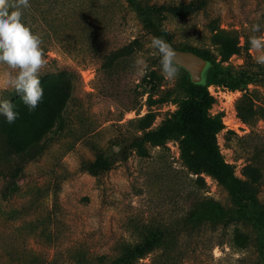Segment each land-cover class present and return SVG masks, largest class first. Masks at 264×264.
<instances>
[{"label": "rangeland", "instance_id": "obj_1", "mask_svg": "<svg viewBox=\"0 0 264 264\" xmlns=\"http://www.w3.org/2000/svg\"><path fill=\"white\" fill-rule=\"evenodd\" d=\"M207 1L187 16L164 14L172 43L222 66L256 62L247 41L252 24L264 35V0ZM29 2L22 23L42 39L44 96L29 112L21 93L0 90L19 114L12 124L0 115V264H256V230L244 220L212 222L209 203L235 208V201L215 179L185 167L177 141L145 143L100 177L80 169L94 146L105 151L116 138L154 130L187 98L185 82L164 79L153 36L126 0ZM222 31L231 32L238 53L222 52ZM138 52L148 64L143 76ZM54 87L69 97L50 129ZM207 90L208 114L224 125L220 153L264 203V84ZM146 243L150 250L127 256Z\"/></svg>", "mask_w": 264, "mask_h": 264}, {"label": "trees", "instance_id": "obj_2", "mask_svg": "<svg viewBox=\"0 0 264 264\" xmlns=\"http://www.w3.org/2000/svg\"><path fill=\"white\" fill-rule=\"evenodd\" d=\"M126 2L136 18L149 30L152 36H165L171 42V36L165 32L162 26L164 14L183 17L204 10L208 5L207 0H191L178 5H154L143 0H126ZM222 32L224 34L220 44L222 52L225 54L238 53L240 51L238 42L230 43L227 40L231 32ZM174 46L181 50L192 51L208 62L202 82L192 83L187 73L174 64L178 70L176 78L187 85V98L182 106L170 117L164 119L154 130L138 136L129 135L116 138L113 141L116 149L110 146L104 151L94 146V158L81 161L80 169L91 176L100 177L115 164L125 162L132 150L143 152L145 143L157 145L166 140L177 141L185 167L193 174L205 173L215 179L226 187L235 201V208H224L214 201L209 203L206 210L212 222L227 224L228 221H248L256 230L258 253L256 264H264V203L257 198L255 187L234 175L231 165L224 160L220 153L216 136L224 125L219 118L208 114L213 98L207 90V86L212 84L226 85L235 89L243 87L247 82L264 84V65L249 62L238 68L222 66L204 52L191 47L175 44ZM68 97L69 94L62 93L55 87L50 89V129L54 124L53 117L62 114ZM3 128V125L0 124V132ZM2 158L5 159L4 156ZM151 248L149 243L136 246L128 251L127 256L139 257ZM121 263L117 259L116 264Z\"/></svg>", "mask_w": 264, "mask_h": 264}, {"label": "clouds", "instance_id": "obj_3", "mask_svg": "<svg viewBox=\"0 0 264 264\" xmlns=\"http://www.w3.org/2000/svg\"><path fill=\"white\" fill-rule=\"evenodd\" d=\"M29 0H0V90L12 89L21 93V101L29 112L35 111L43 100L44 89L38 79L42 69L46 67L42 39L22 23L23 10L30 8ZM260 24H252L247 43L255 54V61L264 65V35ZM149 47L154 56L160 57L161 74L165 80L172 81L178 75L174 66L173 52L167 42L161 37L153 36ZM135 64L138 75L143 76L148 69L143 53H137ZM0 115L8 124L18 118L14 104L0 100Z\"/></svg>", "mask_w": 264, "mask_h": 264}, {"label": "water", "instance_id": "obj_4", "mask_svg": "<svg viewBox=\"0 0 264 264\" xmlns=\"http://www.w3.org/2000/svg\"><path fill=\"white\" fill-rule=\"evenodd\" d=\"M161 38L170 46L174 56V64L187 73L192 83L202 82L208 62L192 51L178 49L165 36Z\"/></svg>", "mask_w": 264, "mask_h": 264}]
</instances>
